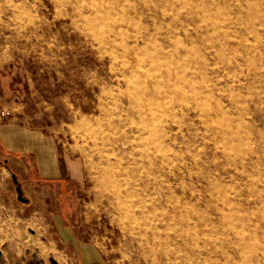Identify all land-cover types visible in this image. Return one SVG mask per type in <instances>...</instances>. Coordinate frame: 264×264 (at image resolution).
Masks as SVG:
<instances>
[{
  "label": "rangeland",
  "instance_id": "374dc122",
  "mask_svg": "<svg viewBox=\"0 0 264 264\" xmlns=\"http://www.w3.org/2000/svg\"><path fill=\"white\" fill-rule=\"evenodd\" d=\"M263 91L264 0H0V264H264Z\"/></svg>",
  "mask_w": 264,
  "mask_h": 264
},
{
  "label": "bare ground",
  "instance_id": "6f19581e",
  "mask_svg": "<svg viewBox=\"0 0 264 264\" xmlns=\"http://www.w3.org/2000/svg\"><path fill=\"white\" fill-rule=\"evenodd\" d=\"M233 1V0H232ZM107 2H108V0H107ZM113 2V1H112ZM179 2V1H178ZM205 5V4H204ZM164 6V5H163ZM181 6V5H180ZM209 8H211V7H209ZM238 8V7H237ZM252 7H250V9H251ZM213 9H214V7H213ZM249 9V10H250ZM247 10V9H246ZM248 11V10H247ZM92 12V11H91ZM110 12V11H109ZM254 12V11H253ZM116 13V12H115ZM215 13H216V11H215ZM248 13V12H247ZM212 14V13H211ZM231 14H232V12H231ZM163 15V14H162ZM168 15V14H167ZM190 15V14H189ZM195 15V14H194ZM215 15V14H214ZM219 16V15H218ZM255 16V15H254ZM211 17H212V15H211ZM215 17V16H214ZM208 18H209V16H208ZM192 19H194V18H192ZM205 19V18H204ZM210 19V18H209ZM194 20H196V19H194ZM193 21V20H192ZM231 21V20H230ZM195 22V21H194ZM196 23V22H195ZM207 23V22H206ZM258 23H259V21H258ZM255 30V29H254ZM258 30V29H257ZM221 31V30H220ZM140 32V31H139ZM253 32V31H252ZM249 33V32H248ZM142 34V33H141ZM145 34V33H144ZM223 34V33H222ZM198 35V34H197ZM226 35V34H225ZM252 35V34H251ZM256 35V34H255ZM224 36V35H223ZM191 37V36H190ZM220 37H222V36H220ZM219 37V38H220ZM252 37V36H251ZM137 39H139L138 38V35H137ZM221 39V38H220ZM219 39V40H220ZM229 39H227V41H228ZM230 40H231V38H230ZM229 40V41H230ZM247 40V39H246ZM137 41V40H136ZM224 41H226L225 40V38H224ZM139 43V42H138ZM142 43V42H141ZM223 43V42H222ZM222 45V44H221ZM225 45V44H224ZM149 46V45H148ZM150 47V46H149ZM227 47V46H226ZM190 51V50H189ZM197 58V57H196ZM153 59V58H152ZM167 62V61H166ZM164 64V63H163ZM181 64V63H180ZM160 65V64H159ZM162 65V64H161ZM168 65V64H167ZM164 66V65H163ZM171 66V65H170ZM168 68V67H167ZM171 68H172V66H171ZM176 68H177V65H176ZM176 68H174L175 70H176ZM185 68V67H184ZM169 69V68H168ZM179 69V68H178ZM181 69V68H180ZM179 69V70H180ZM163 70H165V69H163L162 68V71ZM185 71V70H184ZM165 72V71H164ZM163 72V73H164ZM171 72V71H170ZM163 73H162V75H163ZM166 74V73H165ZM164 74V75H165ZM170 74V73H169ZM176 74V73H175ZM184 74V73H183ZM163 75V78L165 77ZM158 76V75H157ZM182 76V75H181ZM170 78V77H169ZM175 78V77H174ZM161 79H162V77H161ZM181 79V78H180ZM183 79V78H182ZM158 80V79H157ZM160 80V79H159ZM158 80V81H159ZM187 80H188V78H187ZM155 81V80H154ZM186 81V80H185ZM176 82H178V81H176ZM175 82V83H176ZM166 83V82H165ZM179 83L180 82H178V83H176L175 85H174V87L176 86V89L179 91V89H180V87H181V85H180V87H179ZM185 83V82H184ZM156 84V83H155ZM165 85H169V84H165ZM156 87L157 86H159V85H155ZM161 86V85H160ZM159 86V87H160ZM184 85H182V87H183ZM170 87V86H169ZM189 87V86H188ZM172 89V88H171ZM162 90V89H161ZM191 90V89H190ZM155 91V90H154ZM153 91V92H154ZM167 91V90H166ZM176 91V90H175ZM156 92V91H155ZM159 92L161 93V91L159 90ZM180 92V91H179ZM264 92V91H263ZM147 93H149V92H147ZM157 93V92H156ZM159 93V94H160ZM169 93V92H168ZM171 93V92H170ZM176 93V92H175ZM181 93V92H180ZM184 93V92H183ZM155 94V93H154ZM162 94V93H161ZM150 95V94H149ZM168 95V94H167ZM176 95H178V94H176ZM180 95V94H179ZM151 96V95H150ZM161 96H164L163 94L161 95ZM174 97V96H173ZM182 97H183V94H182ZM156 98V97H155ZM159 98V97H158ZM153 99V98H152ZM174 99H176V98H174ZM173 99V100H174ZM183 98H181L179 101H181ZM130 100V99H129ZM129 100H127V103H128V101ZM171 100V99H170ZM158 101V100H157ZM162 101V100H161ZM153 102V101H152ZM175 102V101H174ZM184 102V101H183ZM178 103V102H177ZM176 103V104H177ZM129 104V103H128ZM144 104V103H143ZM149 104H151L150 102H149ZM169 104V103H168ZM175 104V105H176ZM182 104V103H181ZM184 104H185V102H184ZM133 106L134 105H136L135 103L134 104H132ZM152 105H153V103H152ZM165 105H166V103H165ZM164 106V105H163ZM168 106V105H167ZM151 107H153V106H151ZM165 107V106H164ZM183 107V106H182ZM134 108V107H133ZM141 108V112L142 113H145L146 114V119L148 118V115H149V113H152V112H149V107H148V105L146 104V105H142V107H140ZM138 109V108H137ZM153 109H155V108H153ZM157 109V108H156ZM129 110V109H128ZM162 110V109H161ZM177 110V109H176ZM127 111V110H126ZM164 111V110H163ZM167 111V110H166ZM129 112V111H128ZM169 112V111H168ZM135 113V112H134ZM158 113V112H157ZM165 113V112H164ZM169 114V113H168ZM168 114H166V115H168ZM128 115H130L129 113H128ZM152 116V115H151ZM160 116V115H159ZM126 117V116H125ZM129 117V116H128ZM124 118V117H123ZM153 118V117H152ZM156 118V117H155ZM155 118H153V119H155ZM160 118H161V116H160ZM119 119H121L122 120V118H119ZM141 120V119H140ZM139 120V121H140ZM160 120V119H159ZM123 121V120H122ZM122 121L120 122V123H122ZM131 121H132V119H131ZM128 122V121H127ZM153 122V121H152ZM167 123V122H166ZM179 125L181 124V123H179V122H177ZM123 124V123H122ZM119 125V124H118ZM121 125V124H120ZM137 126H134V128L137 130V135H135L134 136V138H142L143 137V135H144V139H146V138H148V139H150V140H153L154 142H143L142 144H141V146H140V149H139V152H140V161H146L147 163L149 162L150 164H152V162L154 163L155 161H156V163H157V156L159 157V154L161 153V157L164 159L165 158V156H163L162 155V150H164L163 149V147H164V145H166V142H167V139L168 138H170V139H172V141L173 140H175V138H176V134H170V135H168V133H167V131H169V130H167V129H170L169 127H167L166 128V126L164 125V126H162V124H161V128L160 129H158V127H155L154 126V124H153V126L151 127L148 123H146V121L144 120L140 125H138V124H136ZM116 126H117V124H116ZM122 126V125H121ZM125 125H123V127H124ZM168 126H171V125H168ZM174 126H175V124H174ZM178 126V125H177ZM181 126V125H180ZM179 126V127H180ZM120 127V126H119ZM116 128V127H115ZM131 128H133V127H131ZM117 129V128H116ZM134 129V130H135ZM126 130V129H125ZM125 130H123V131H121V132H118L119 130H116V131H114L113 132V134H112V136H110L112 139H115V140H117V141H115V142H118V140H120L122 137H125V134H126V132H125ZM172 130H174V129H172ZM161 131V132H160ZM181 131V130H180ZM127 132H128V128H127ZM132 132V131H131ZM174 132V131H173ZM115 135V136H114ZM128 136L129 135H127V138H128ZM131 137V136H130ZM110 138V139H111ZM125 139V138H124ZM122 140V139H121ZM133 140V139H132ZM123 141V140H122ZM128 141H130L129 139L127 140V142ZM124 142H125V140H124ZM133 142V141H132ZM130 143V144H133V143ZM129 143V142H128ZM118 144V143H117ZM122 144V143H121ZM137 146V145H136ZM113 147H115V146H113ZM130 148V147H129ZM172 150V149H171ZM174 150V149H173ZM132 151H133V149H132ZM167 151V150H166ZM136 152V151H135ZM178 153V152H177ZM176 153V154H177ZM132 155L134 154V153H131ZM160 157V158H161ZM177 158V157H176ZM145 162V163H146ZM143 163V162H142ZM145 163H143V165L145 164ZM139 164H141V163H139ZM155 164V163H154ZM153 165V164H152ZM177 165V163L175 164V168L176 167H179L178 165ZM145 166V165H144ZM154 166H156V165H154ZM160 166V165H159ZM146 168L148 167V168H150L148 165L147 166H145ZM152 167V166H151ZM138 168H139V166H138ZM157 168V167H156ZM160 168H161V166H160ZM147 170V169H146ZM152 170H154V171H156L155 170V167H154V169H152ZM147 172V171H146ZM176 172V171H175ZM135 173H138V172H135ZM141 173H143L142 171H141ZM158 173H159V171H158ZM163 173V172H162ZM174 173V172H173ZM106 174V173H105ZM110 174V173H109ZM144 174V173H143ZM141 176H143L142 174H140ZM162 175V174H161ZM108 176H110V175H108ZM133 176V175H132ZM131 176V177H132ZM136 176V175H135ZM154 176V175H153ZM160 176V175H159ZM171 176V175H170ZM105 177H107V176H105ZM148 177V176H147ZM147 177L145 176V178L143 177L142 178V181H146V180H148L147 179ZM151 177V176H150ZM109 178V177H108ZM137 178V177H136ZM136 178H134V179H136ZM141 178V177H140ZM145 179V180H144ZM138 180V179H137ZM132 181V180H131ZM130 181V182H131ZM135 182V181H134ZM137 183H138V181H136ZM150 182V181H149ZM149 182H148V184H149ZM154 182V181H153ZM146 183V182H145ZM155 183V182H154ZM140 184V183H139ZM152 185H153V183H151ZM158 184V183H157ZM161 184H163L162 182H161ZM145 185V184H144ZM162 185H160V186H158V188L159 187H161ZM147 189V188H146ZM160 189V188H159ZM162 189V188H161ZM160 189V190H161ZM163 190V189H162ZM165 193V192H164ZM166 194V193H165ZM163 196V195H162ZM166 196V195H165ZM159 198V197H158ZM183 216V215H182ZM183 219V218H182Z\"/></svg>",
  "mask_w": 264,
  "mask_h": 264
},
{
  "label": "crops",
  "instance_id": "0c3cea01",
  "mask_svg": "<svg viewBox=\"0 0 264 264\" xmlns=\"http://www.w3.org/2000/svg\"><path fill=\"white\" fill-rule=\"evenodd\" d=\"M3 143H5V145H7L6 142H5V140H4V138H3V136L0 135V149L1 150H5L3 148V146H4ZM8 149H10V148H8ZM1 175L2 176H1V180H0V182H1L0 183V203L3 204L5 202V198L8 197V192L7 191L9 190V186H8V178H6L4 174H1ZM27 201H28V203L30 202L29 201V198H28Z\"/></svg>",
  "mask_w": 264,
  "mask_h": 264
},
{
  "label": "water",
  "instance_id": "95a60500",
  "mask_svg": "<svg viewBox=\"0 0 264 264\" xmlns=\"http://www.w3.org/2000/svg\"><path fill=\"white\" fill-rule=\"evenodd\" d=\"M0 165H3L6 168H9L6 160L0 161ZM11 178H12L13 182L15 183V190L17 193V195H16L17 199L22 201V202H26L27 199L22 194V190H21V187L17 181V177H16L15 173L11 172Z\"/></svg>",
  "mask_w": 264,
  "mask_h": 264
}]
</instances>
